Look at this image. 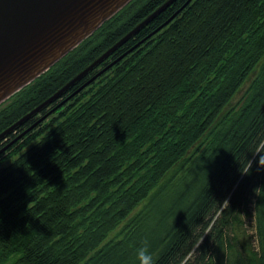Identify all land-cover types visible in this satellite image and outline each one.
I'll use <instances>...</instances> for the list:
<instances>
[{"label":"trees","instance_id":"obj_1","mask_svg":"<svg viewBox=\"0 0 264 264\" xmlns=\"http://www.w3.org/2000/svg\"><path fill=\"white\" fill-rule=\"evenodd\" d=\"M163 1L126 3L0 107V131ZM9 142L0 264H139L145 240L155 264H264V0L173 1Z\"/></svg>","mask_w":264,"mask_h":264},{"label":"water","instance_id":"obj_2","mask_svg":"<svg viewBox=\"0 0 264 264\" xmlns=\"http://www.w3.org/2000/svg\"><path fill=\"white\" fill-rule=\"evenodd\" d=\"M129 1L0 0V103L47 70ZM173 1L175 0H164L160 3L53 93L0 131V140L69 91ZM177 11L159 27L166 24ZM97 74L81 83L58 105L89 83ZM36 122L21 131L13 140L23 135ZM11 142L4 145L0 151Z\"/></svg>","mask_w":264,"mask_h":264},{"label":"rangeland","instance_id":"obj_3","mask_svg":"<svg viewBox=\"0 0 264 264\" xmlns=\"http://www.w3.org/2000/svg\"><path fill=\"white\" fill-rule=\"evenodd\" d=\"M126 5V4H125ZM15 94L10 95L8 98H6L4 101L0 103V107L5 105L6 103L10 102ZM52 115H50L48 118H50ZM47 118V119H48ZM243 221H244V231L245 235L242 237L244 241H249L252 245L257 244V237H256V228H255V220L252 215H243Z\"/></svg>","mask_w":264,"mask_h":264},{"label":"clouds","instance_id":"obj_4","mask_svg":"<svg viewBox=\"0 0 264 264\" xmlns=\"http://www.w3.org/2000/svg\"><path fill=\"white\" fill-rule=\"evenodd\" d=\"M259 155V163L261 167H264V154L257 153ZM248 172H242L247 174ZM136 257L139 264H155L153 254L150 252V244L147 240L143 241L141 246L136 249Z\"/></svg>","mask_w":264,"mask_h":264}]
</instances>
